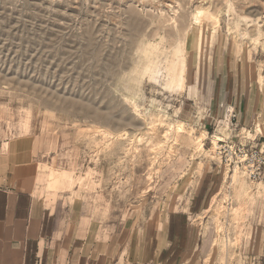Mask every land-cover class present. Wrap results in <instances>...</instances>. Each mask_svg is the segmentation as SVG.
Listing matches in <instances>:
<instances>
[{
    "label": "rangeland",
    "instance_id": "rangeland-1",
    "mask_svg": "<svg viewBox=\"0 0 264 264\" xmlns=\"http://www.w3.org/2000/svg\"><path fill=\"white\" fill-rule=\"evenodd\" d=\"M200 7L219 15V25L210 31L202 23L200 51L194 29L183 65L174 57L178 31L165 21L176 18L182 31ZM223 45L263 93L264 0H0V141L60 139L70 154L69 186L38 179L47 164L28 165L21 176L34 178L43 196L69 190L84 203L89 244L119 232L109 264L140 261L159 214L181 210L187 247L171 264H264L261 243L254 245L264 225V180L229 171L212 143L236 129L264 151V120L245 127L224 105L218 116L199 91ZM172 73L183 74L180 86L170 83ZM232 115L238 127L226 121ZM152 120L173 126L162 146ZM180 123L194 138L205 134V151L172 149ZM206 167L217 173V190L198 211Z\"/></svg>",
    "mask_w": 264,
    "mask_h": 264
},
{
    "label": "crops",
    "instance_id": "crops-1",
    "mask_svg": "<svg viewBox=\"0 0 264 264\" xmlns=\"http://www.w3.org/2000/svg\"><path fill=\"white\" fill-rule=\"evenodd\" d=\"M196 40L199 50L200 34ZM202 47L205 49L204 43ZM228 48L223 45L217 56L216 52L212 53L211 73H207V83L201 79L199 91L214 114L222 113L226 106L229 111L240 114L243 126H253L260 117L264 120V92L240 71L241 61L232 57ZM44 134L0 141V264L113 263L122 241L119 232L112 231L106 242L99 236L89 244L92 231L86 228L88 217L84 203L72 200L69 190L57 194L56 198L52 193L43 196L34 178L21 176L28 165H51L45 166L37 176L55 188L56 176L62 170L67 171L63 164L71 163L66 159L70 154H63L64 145L54 134L47 139L42 138ZM203 172L197 190L201 195L198 211L205 208L209 195L217 190L214 168L206 167ZM159 215L154 227H149L142 259L132 264H171L174 256L182 258L189 236L185 211ZM254 241V245L261 243L259 251L264 255V225ZM254 245H249L250 249L258 246Z\"/></svg>",
    "mask_w": 264,
    "mask_h": 264
},
{
    "label": "bare ground",
    "instance_id": "bare-ground-1",
    "mask_svg": "<svg viewBox=\"0 0 264 264\" xmlns=\"http://www.w3.org/2000/svg\"><path fill=\"white\" fill-rule=\"evenodd\" d=\"M208 9H204L203 7H200L198 9H196L194 11V13L191 16V23H190V27H186L184 28V30H180L178 29L177 26V20L176 18H170L167 21H165L166 23H168V25L166 26H170L171 29H174L173 31H178V40L176 42V45L174 48H176V53H175V58L176 60L179 62H182L183 65L185 64L186 61V56L184 55L185 53V45H186V41L188 38L191 37V39L194 38V29L198 28V35L200 34L201 31V25L203 23V25L205 26L206 30H212L218 28L219 25V20L218 17L219 15H215L213 13V10H209ZM215 31V30H214ZM176 62V61H175ZM185 67V66H184ZM183 67V68H184ZM184 72V71H183ZM170 83L172 85H177L180 86L181 83L183 82L184 78H183V74L179 73V74H175L172 73L170 75ZM92 114H94L95 116L101 117L106 121H113L115 119H118L122 122L126 121V119L124 118H116L115 116H113L110 112L107 113H99L96 110L92 111ZM159 120H152V129L153 131H155V137L157 139V141H159V145H163L164 141H167L170 137V132L173 130V126L172 124H166L163 122H160L159 124ZM260 123V120H258V124ZM150 124V125H151ZM160 124H163L161 126V128H158ZM127 133V132H125ZM175 141H173V143H175L174 145H172V149H176L177 147H187V148H191L194 149V151H196V153H200L201 151H205V145H204V139L206 138L205 134L203 133L201 136L199 137H193L191 135V132L189 130H187L186 126H184L182 123L177 124L175 130ZM67 134V133H66ZM161 145V146H162ZM159 148V147H158ZM157 151V150H156ZM55 166L53 165L52 168H54ZM238 172V171H235ZM70 172L69 171H65L62 170V172L60 173L61 177L60 179L57 181V184L60 186L62 185V187H67V185L69 186L70 182L72 181L70 179L69 176ZM240 183L243 185V181L242 179H240Z\"/></svg>",
    "mask_w": 264,
    "mask_h": 264
},
{
    "label": "built area",
    "instance_id": "built-area-1",
    "mask_svg": "<svg viewBox=\"0 0 264 264\" xmlns=\"http://www.w3.org/2000/svg\"><path fill=\"white\" fill-rule=\"evenodd\" d=\"M237 116L226 119L231 127H238ZM213 138L214 152L221 165L229 171H242L253 183L264 180V151L255 146L253 141L242 132L236 133V129L227 137L219 135Z\"/></svg>",
    "mask_w": 264,
    "mask_h": 264
}]
</instances>
